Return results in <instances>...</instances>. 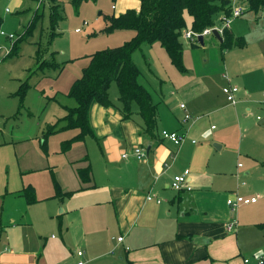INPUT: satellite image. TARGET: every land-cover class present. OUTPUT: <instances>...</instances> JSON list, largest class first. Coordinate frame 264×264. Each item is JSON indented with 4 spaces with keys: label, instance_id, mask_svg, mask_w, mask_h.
I'll return each mask as SVG.
<instances>
[{
    "label": "crops",
    "instance_id": "0c3cea01",
    "mask_svg": "<svg viewBox=\"0 0 264 264\" xmlns=\"http://www.w3.org/2000/svg\"><path fill=\"white\" fill-rule=\"evenodd\" d=\"M125 1L117 4L123 6ZM123 7L138 10L139 2ZM4 12L8 13L6 8ZM236 20L227 29L234 44L222 48L220 35V62L194 65L197 73L191 72L159 125L156 107L154 138L140 136L143 120L137 106L133 109L132 104L130 117L124 119L115 103L106 108L92 103L88 118L93 136L72 143L66 160L58 161L63 163L58 172L38 153L33 160L18 148L15 160L0 153V264H244L247 258L242 257L239 235L251 228L264 231V171L248 184L241 177H249L254 167L264 163V145L256 165L244 168L238 163L241 167L236 165L235 176L224 170L223 158L239 152L250 122L261 120L255 114L264 110L258 103L264 91V33L246 42L249 29L246 34L236 30ZM227 85L239 89L234 106L222 93ZM185 112L198 119L183 122ZM212 118L216 121L210 123ZM164 130L184 134L183 143L176 146L162 140ZM232 135L238 140L235 150L226 146ZM87 139L94 144L88 150ZM4 146L14 151L17 145L0 131V148ZM135 148L144 153L140 161L133 155ZM124 153L127 158L121 157ZM87 167L90 179L82 183L76 169ZM185 170L191 190H172L173 177ZM241 182L245 185L240 186ZM28 187L33 189V203L27 202L23 192ZM233 193L257 197V201L238 207L237 225L228 233L225 225L234 215L226 201ZM148 196L154 199L147 201ZM50 230L58 231L59 239L43 243L40 239ZM263 253L253 252L247 264H257Z\"/></svg>",
    "mask_w": 264,
    "mask_h": 264
},
{
    "label": "rangeland",
    "instance_id": "374dc122",
    "mask_svg": "<svg viewBox=\"0 0 264 264\" xmlns=\"http://www.w3.org/2000/svg\"><path fill=\"white\" fill-rule=\"evenodd\" d=\"M15 1L0 0V31L6 35L12 34L14 37L8 41L0 36V131L4 138H12L17 146L14 151L4 146L0 148V153L5 158L13 157L14 160L17 148L29 160H33L38 153L48 158L51 166H55L53 170L58 172L63 164L58 161L64 162L67 157L65 152L69 150L64 149L62 144L69 141L77 134V131L63 130L53 134H49L48 131L65 116L62 113L63 108L66 114V108H72L70 106L72 103L75 105L74 100L67 94L75 79L80 76L82 69L87 66L88 57L97 51L121 46L134 35L132 31L114 33L103 31L107 25L103 16H118L124 13L127 9L125 10L123 6L131 4L133 0L125 1L123 6L117 4L118 0H86L77 6L73 4V0L53 1L59 6L58 12L61 19L52 30L50 0H19L18 3ZM236 2V5L246 10L244 9L242 15L237 18L235 29L245 34L249 29L245 41L253 42L264 33V8L257 12L247 11V4L243 6V0ZM112 6L115 8L112 9ZM230 7L231 12L233 4ZM5 8L8 13L4 12ZM215 27L222 29L224 24L217 19ZM230 27L229 25L227 29ZM76 29L81 32L76 33ZM186 31H190L189 24ZM181 41L184 47L182 60L185 72L175 68L158 42L142 47L133 55V61L140 71L138 81L148 91L152 102L156 104L158 125L164 119L163 112L166 113L167 106L175 103L180 96L181 86L188 81L191 72L197 73L194 65L205 62L214 65L220 62L222 55V50L219 49L217 39L213 35L203 37L204 46L183 38ZM13 45L17 46L15 55L12 50ZM256 49L257 47L251 50ZM38 55L40 57L37 59ZM41 59L50 63L54 61L57 68H45L43 74L37 71L38 75H36L33 71ZM58 68H62L59 74ZM25 85L27 88L21 95V86ZM109 99L112 104L115 103L122 108L115 83L110 87ZM135 108L136 105L133 104V109ZM257 114L260 115L261 120L256 121L254 118L249 124L248 132L243 133L241 152L236 150L223 158L224 170L233 172L234 176L238 163L246 168L256 165L255 163L259 160L260 145H264V140L262 141L264 110L255 115ZM213 121H216L215 118H212L210 123ZM61 125L62 123H59L58 127ZM237 141V136L232 135L228 137L226 146L235 150ZM43 142H45L44 146ZM84 147L88 150L94 147V144L87 139ZM69 153L68 155H71V152ZM263 168L264 163L259 164L253 168L249 177H241V180L248 184L252 178H258L257 174L263 173ZM231 214L234 215L231 220L233 221L237 213ZM52 239H59L58 231L45 232L40 240L44 243ZM239 242L243 250L242 257L251 260L253 252L264 251V231H254L253 228L246 230L239 235ZM74 250L75 248L72 249L73 254Z\"/></svg>",
    "mask_w": 264,
    "mask_h": 264
},
{
    "label": "trees",
    "instance_id": "16d2710c",
    "mask_svg": "<svg viewBox=\"0 0 264 264\" xmlns=\"http://www.w3.org/2000/svg\"><path fill=\"white\" fill-rule=\"evenodd\" d=\"M53 1L56 0L49 1V5L50 2L52 4L51 30L61 19L59 6ZM82 1L86 0H73V4L77 6ZM246 1L247 11L257 12L264 8V0ZM138 2V10L129 9L118 16H103L107 24L103 29L105 33L132 31L134 35L121 46L103 49L88 57L87 66L82 69L67 94L75 101V106L66 108L65 116L48 131L49 134H53L63 130H78L75 137L63 144L64 149L70 148L72 143L83 140L86 136H93L88 118L90 106L97 103L105 108L110 107L112 103L109 99V90L113 83L118 89L124 119L130 117L131 105L135 104L143 120L140 136L154 138L156 106L148 91L138 81L140 71L133 61V55L142 47L158 42L175 68L184 72L182 60L184 47L181 38L188 28L186 17L190 18L188 21L190 31L201 33L213 27L219 17L230 15L231 10L229 0H138ZM233 44L232 35L227 29L224 30L220 46L228 48ZM16 49L17 46L13 45L14 55ZM39 57L40 55L37 59ZM45 68L56 69L57 64L41 59L33 73L38 75L37 71H40L43 74ZM61 69L58 68L59 72ZM26 88L27 85L21 86V95ZM59 123H62L60 127ZM76 174L82 183H87L90 179L89 167L77 168ZM54 187L56 196H59V186L56 182ZM23 192L27 202L33 203V189L28 187Z\"/></svg>",
    "mask_w": 264,
    "mask_h": 264
},
{
    "label": "built area",
    "instance_id": "2783aa9c",
    "mask_svg": "<svg viewBox=\"0 0 264 264\" xmlns=\"http://www.w3.org/2000/svg\"><path fill=\"white\" fill-rule=\"evenodd\" d=\"M235 1H237V0H235ZM112 9H114V6H112ZM244 9H245L244 7L233 4V8H232V11L230 12V15L222 16L220 18V20L224 24V27L222 29H218L214 25L211 28L203 30L201 33H196V32H192V31H184L182 34V38L196 44V43H198V37L199 36L204 37V36L212 35L213 30L217 31V33L219 35H222L224 30H226L228 28V26L231 24V22L234 19H236L242 15V13L244 12ZM6 11H8V10L6 9ZM84 24H86V23H84ZM75 32L79 33L81 31L79 29H76ZM0 35L7 37L9 40L13 39V35H11V34L6 35L2 31H0ZM238 92H239V89L235 86L227 85V86L222 88V93L225 96L226 102L230 105H233V106L237 103L236 96H237ZM258 103L264 105V91L262 92L261 99L258 101ZM179 108L184 110L185 106L183 104H181V105H179ZM197 119H198V117L193 118L190 116L189 113L185 112L184 117H183V122L193 123ZM214 128H215V126L211 127V129H214ZM160 138L164 141H169L176 146H180L185 139V135L177 133V132H169V131L164 130V131L160 132ZM192 143H195V141H192ZM133 155L136 158V160L140 161L141 158L144 156V153H142L140 148H135V149H133ZM127 156L128 155L126 153L121 155L122 158H127ZM165 167H166V165H165ZM238 167H241V164H238ZM188 176H189L188 170H185L180 175L174 176L172 179V182H171V189L176 191V192L191 190L190 186L188 185V182H189ZM244 185H245L244 182L240 183V186H244ZM153 199H154L153 196H148L146 198L147 201H152ZM155 201H156V203L161 202L159 199H155ZM256 201H257V197L247 198V197L241 196L238 193H233V196L227 199L226 205L229 208L230 212L236 213V211L240 205L254 204V203H256ZM236 225H237V221H236V219H234L233 221H231L225 225V229L228 233L233 232L235 230ZM117 241L121 242L122 238L121 237L118 238ZM76 254L78 257L83 256V252H81V251H76ZM243 262H244V264H247L249 262V260L244 259ZM256 263L257 264H264V253L261 254L256 259ZM77 264H82V262H78Z\"/></svg>",
    "mask_w": 264,
    "mask_h": 264
},
{
    "label": "water",
    "instance_id": "95a60500",
    "mask_svg": "<svg viewBox=\"0 0 264 264\" xmlns=\"http://www.w3.org/2000/svg\"><path fill=\"white\" fill-rule=\"evenodd\" d=\"M212 35H213L217 40L220 41V35L217 33V31L213 30V31H212ZM198 43H199L200 45L203 44V37H202V36H199V37H198ZM146 152H147V153L149 152V147H147V151H146Z\"/></svg>",
    "mask_w": 264,
    "mask_h": 264
}]
</instances>
